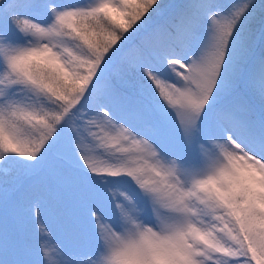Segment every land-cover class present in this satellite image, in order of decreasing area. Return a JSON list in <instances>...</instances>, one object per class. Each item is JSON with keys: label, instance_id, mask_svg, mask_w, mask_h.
Masks as SVG:
<instances>
[{"label": "snow or ice", "instance_id": "obj_1", "mask_svg": "<svg viewBox=\"0 0 264 264\" xmlns=\"http://www.w3.org/2000/svg\"><path fill=\"white\" fill-rule=\"evenodd\" d=\"M0 264H264V0H0Z\"/></svg>", "mask_w": 264, "mask_h": 264}]
</instances>
